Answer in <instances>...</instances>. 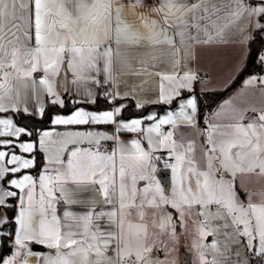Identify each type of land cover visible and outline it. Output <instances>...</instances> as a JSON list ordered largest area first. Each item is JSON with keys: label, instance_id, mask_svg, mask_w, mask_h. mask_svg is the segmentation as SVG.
<instances>
[{"label": "snow or ice", "instance_id": "1", "mask_svg": "<svg viewBox=\"0 0 264 264\" xmlns=\"http://www.w3.org/2000/svg\"><path fill=\"white\" fill-rule=\"evenodd\" d=\"M222 48L227 80L201 64ZM249 60L264 68V0H0V264H264V186L246 183L264 181V75L206 112L197 92ZM45 96L70 110L17 125ZM125 100L169 107L125 120Z\"/></svg>", "mask_w": 264, "mask_h": 264}, {"label": "trees", "instance_id": "2", "mask_svg": "<svg viewBox=\"0 0 264 264\" xmlns=\"http://www.w3.org/2000/svg\"><path fill=\"white\" fill-rule=\"evenodd\" d=\"M254 48L261 47V41L259 38H257V42L253 44ZM264 74V68L257 66L253 63V60H249L247 64V68L243 71L241 74H237L234 82H230L231 86H226L224 90H215V91H208L206 93H200V107L202 111H209L214 109L217 104L225 97L227 96L231 90H233L235 87H237L244 76L247 75H263ZM68 102V107L65 109H60L58 106H52L50 102L46 103L45 109H46V115L41 120L39 117H33L26 115L22 112H20L18 115L15 116V122L17 125L25 127L27 129H41L48 126L49 122V115L52 114L53 111H58L62 113H67L71 108V102L68 98H64ZM119 103V101H118ZM123 103L129 104L127 110L123 113L124 119H129L132 117H137L145 114L150 109H156L158 112H162L164 109L168 108V105H147L142 111H138L135 106L134 102L129 103V101L125 100ZM174 106V105H173ZM106 107V103L101 99L99 103L96 105L97 109H104ZM21 139H29L26 136H22ZM39 167V165H38ZM33 174H35L36 170H31Z\"/></svg>", "mask_w": 264, "mask_h": 264}, {"label": "crops", "instance_id": "3", "mask_svg": "<svg viewBox=\"0 0 264 264\" xmlns=\"http://www.w3.org/2000/svg\"><path fill=\"white\" fill-rule=\"evenodd\" d=\"M234 58H235V52L233 51L232 48H222V49L206 50L202 54L201 64L204 65V66H210V68H211V75H213L214 77L218 78L219 80H227L228 76L230 75V67H231V64H232V61L234 60ZM165 67H166V65H161V68L162 69L165 68ZM37 75H39V74H37ZM248 76L249 75L244 76L243 79L241 80L240 84L237 87H235L234 89L241 87V83ZM129 79H135V78H129ZM155 80H156V83L155 84L146 85V89H148V90L145 91L144 93H142V95H143V97L145 99H147L149 97L158 96V94H159V77H156ZM121 88L123 89L124 88V85H121ZM216 90H219V88H217ZM197 92H200L199 91V86H197ZM62 98L64 99V98H68V97L67 96H62ZM224 98L218 104L222 103L223 100H224ZM48 102H49V100H48L47 96H45L44 97V106ZM30 105H31V107L34 108L35 101L32 100L30 102ZM164 110L162 112H159V113L160 114H164ZM151 111H157V110L156 109H150L146 113L151 112ZM21 112L23 113V111H21ZM125 120H127V119H125ZM51 127L52 126L48 122V126L45 127V128H42V129H44V130H50ZM84 127H86V126L81 127L79 130H84ZM95 129L96 130H100V131L108 130L107 131V134H110V135L111 134H114V131L112 130V126L111 125H99V126H95ZM56 130L57 131H63V130H65V126H56ZM131 136H132V134H127L126 133V134H123L122 139L128 140ZM22 140H27V139H22ZM17 152H18V150H17ZM160 168H162V167L158 166V169H160ZM170 185H171V183H170ZM170 188H171V186H170ZM169 191H170V189H169ZM77 210H82V209H77ZM211 239H212L211 237H208V241L209 242L211 241ZM44 251H48V250L47 249H44ZM161 258H163V257H161ZM190 259H191V255H190ZM182 264H184V263H182Z\"/></svg>", "mask_w": 264, "mask_h": 264}, {"label": "rangeland", "instance_id": "4", "mask_svg": "<svg viewBox=\"0 0 264 264\" xmlns=\"http://www.w3.org/2000/svg\"><path fill=\"white\" fill-rule=\"evenodd\" d=\"M241 85H242V83H241ZM238 89H240V87L239 88H236V89H233L227 96H225L223 102L225 100H227L230 96H232L233 94H235ZM242 100H243V102H244L245 105L248 104V103H252V104H255L257 107H259L260 104H261V98L259 96V93H257L255 96H252L250 93L249 94H246V96L243 97ZM237 103H240V101H237ZM158 166L164 167L163 163H159ZM170 183H171V171H170ZM246 183H248V186L250 188L254 189V190L259 189L260 187L264 186V181L258 182V178L257 177L246 178ZM187 254L191 255L190 263L191 264H195V257L187 249H182L181 252H180V257H181L180 264L184 263V259L183 258ZM161 257H163V254H161Z\"/></svg>", "mask_w": 264, "mask_h": 264}, {"label": "water", "instance_id": "5", "mask_svg": "<svg viewBox=\"0 0 264 264\" xmlns=\"http://www.w3.org/2000/svg\"><path fill=\"white\" fill-rule=\"evenodd\" d=\"M156 175H157V178L162 181L161 186L165 187L166 190L169 191V189H170V170L162 167V168L158 169ZM36 247L39 248L40 246H36ZM185 257L188 258L187 264H191L190 263V255L187 254V255H185ZM184 264H185V260H184Z\"/></svg>", "mask_w": 264, "mask_h": 264}]
</instances>
